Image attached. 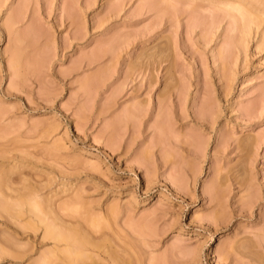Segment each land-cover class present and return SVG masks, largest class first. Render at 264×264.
<instances>
[{
	"label": "rangeland",
	"instance_id": "obj_1",
	"mask_svg": "<svg viewBox=\"0 0 264 264\" xmlns=\"http://www.w3.org/2000/svg\"><path fill=\"white\" fill-rule=\"evenodd\" d=\"M51 233L264 264V0H0V264H66Z\"/></svg>",
	"mask_w": 264,
	"mask_h": 264
},
{
	"label": "bare ground",
	"instance_id": "obj_2",
	"mask_svg": "<svg viewBox=\"0 0 264 264\" xmlns=\"http://www.w3.org/2000/svg\"><path fill=\"white\" fill-rule=\"evenodd\" d=\"M49 232V231H48ZM68 235H70V234H68ZM75 235V234H74ZM50 236H52L53 238H54V240L56 239V240H58L57 242H60L61 240L63 241V242H71L73 239L71 238V236L72 235H70V236H67V234L66 235H60V234H58V233H51L50 234ZM73 238H74V243H69V244H72V246H70V248L69 247H67L68 249V252H67V255H65L64 257H66L64 260L66 261V262H64V263H66V264H76L77 263V261L79 262L80 260V252H82V251H80L81 250V248L83 247V245L84 244H86V242L87 241H84V238H81L80 240L78 239V241L76 240L77 239V237H76V239H75V237L73 236ZM72 239V240H71ZM55 240V241H56ZM60 240V241H59ZM66 250V249H65ZM65 252H63V254H64ZM83 258V257H82ZM63 260V259H62Z\"/></svg>",
	"mask_w": 264,
	"mask_h": 264
}]
</instances>
